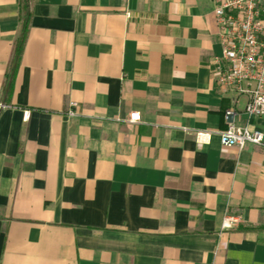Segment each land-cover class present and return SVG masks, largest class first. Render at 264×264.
<instances>
[{
  "label": "crops",
  "instance_id": "crops-1",
  "mask_svg": "<svg viewBox=\"0 0 264 264\" xmlns=\"http://www.w3.org/2000/svg\"><path fill=\"white\" fill-rule=\"evenodd\" d=\"M25 5L4 93L0 0V264H264V117L233 116L257 146L217 145L207 0Z\"/></svg>",
  "mask_w": 264,
  "mask_h": 264
},
{
  "label": "built area",
  "instance_id": "built-area-1",
  "mask_svg": "<svg viewBox=\"0 0 264 264\" xmlns=\"http://www.w3.org/2000/svg\"><path fill=\"white\" fill-rule=\"evenodd\" d=\"M213 25L216 53L205 60L209 80L218 96L230 107L220 114L222 130L216 133L221 148L239 150L244 145L257 146L260 136L255 131L233 123L238 114L246 119L264 117V0H207ZM237 100L242 105L232 111ZM73 104H67L63 116L73 118ZM26 113H22V120ZM120 122H137L134 113ZM231 220L222 217L219 229L227 228ZM224 248L223 243L216 245Z\"/></svg>",
  "mask_w": 264,
  "mask_h": 264
},
{
  "label": "trees",
  "instance_id": "trees-1",
  "mask_svg": "<svg viewBox=\"0 0 264 264\" xmlns=\"http://www.w3.org/2000/svg\"><path fill=\"white\" fill-rule=\"evenodd\" d=\"M15 16H16V21L18 23V32H17L16 38L12 41L9 47L10 56H9L8 66L6 69V74L4 77L5 79L4 80L5 84H4V89H3L4 93L7 88V80L9 79L14 69L16 59L20 51L24 30L26 29V26H27L29 15H28V11L25 5V0H16Z\"/></svg>",
  "mask_w": 264,
  "mask_h": 264
}]
</instances>
